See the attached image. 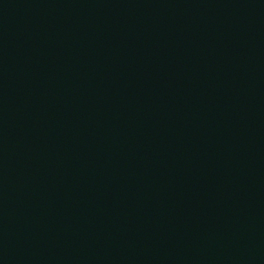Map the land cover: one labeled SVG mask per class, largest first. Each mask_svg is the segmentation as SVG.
<instances>
[{
	"label": "water",
	"instance_id": "obj_1",
	"mask_svg": "<svg viewBox=\"0 0 264 264\" xmlns=\"http://www.w3.org/2000/svg\"><path fill=\"white\" fill-rule=\"evenodd\" d=\"M0 264H264V0H0Z\"/></svg>",
	"mask_w": 264,
	"mask_h": 264
}]
</instances>
